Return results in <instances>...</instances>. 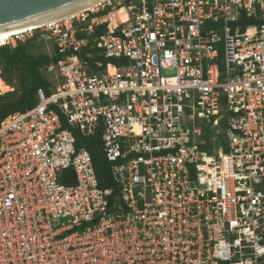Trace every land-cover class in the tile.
Listing matches in <instances>:
<instances>
[{"label":"built area","instance_id":"1","mask_svg":"<svg viewBox=\"0 0 264 264\" xmlns=\"http://www.w3.org/2000/svg\"><path fill=\"white\" fill-rule=\"evenodd\" d=\"M35 36L60 58L0 123V264H264V0H105L0 47Z\"/></svg>","mask_w":264,"mask_h":264},{"label":"trees","instance_id":"2","mask_svg":"<svg viewBox=\"0 0 264 264\" xmlns=\"http://www.w3.org/2000/svg\"><path fill=\"white\" fill-rule=\"evenodd\" d=\"M259 23L254 19L241 20L242 28ZM110 22V30L114 26ZM37 36L18 42L15 47H0V71L3 80L9 86H15L13 92L0 96V123L9 115L24 112L34 107L37 103L36 94L39 89L44 90L46 95H50L51 83L45 75L46 67L56 63L60 58L52 47V54L43 52L42 43L37 42ZM90 52V48H85L83 54ZM90 63L93 59H89ZM111 60V62H113ZM2 81V80H1ZM76 138V149L85 148L92 159L96 172L99 188H112L116 186L112 180L109 164L102 152L100 131L93 137H84L74 131ZM71 173L70 170H68Z\"/></svg>","mask_w":264,"mask_h":264},{"label":"water","instance_id":"3","mask_svg":"<svg viewBox=\"0 0 264 264\" xmlns=\"http://www.w3.org/2000/svg\"><path fill=\"white\" fill-rule=\"evenodd\" d=\"M93 1L94 0H0V29L6 30L9 28L8 26L14 23L51 11L66 10V14H68L76 11L82 5H89ZM99 4L93 5V7Z\"/></svg>","mask_w":264,"mask_h":264},{"label":"bare ground","instance_id":"4","mask_svg":"<svg viewBox=\"0 0 264 264\" xmlns=\"http://www.w3.org/2000/svg\"><path fill=\"white\" fill-rule=\"evenodd\" d=\"M103 1H105V0H94L89 5H87V6L82 5L76 11L70 12L68 14H66L67 13L66 10L51 11L48 13L40 14L39 16H35L32 18L14 23V24L8 26L9 28H7L6 30L0 29V45H3L4 43H6L7 40H9L15 34L17 35V33L22 34L23 32L25 33L26 31L43 27L44 25L49 24V23H55V22H58L60 20L69 19L72 15H75L77 13H81L84 9L92 8L93 5L99 4ZM63 12H65V13H63ZM125 18L126 17L124 15L123 11H118L115 14V16L110 19V22H114L115 24L113 27H115L116 25L125 21ZM110 22H109V24H110ZM0 83L3 85V87H5V89L9 90L8 89L9 87H7L6 84L3 81H1V79H0ZM5 89L0 90V93L5 92Z\"/></svg>","mask_w":264,"mask_h":264},{"label":"rangeland","instance_id":"5","mask_svg":"<svg viewBox=\"0 0 264 264\" xmlns=\"http://www.w3.org/2000/svg\"><path fill=\"white\" fill-rule=\"evenodd\" d=\"M24 33V32H23ZM18 34V33H17ZM20 34V33H19ZM16 35V34H15ZM27 36H25V38H26ZM25 38H23V40L25 39ZM37 42L38 43H42V50L41 51H43V52H47V53H49V54H52V52H53V50H52V46L48 43V42H46V41H44V40H41V39H37ZM0 79L2 80L3 78H2V75H1V71H0ZM3 81V80H2ZM5 89V87H3V85L0 83V90H4ZM9 90H7V89H5V92H2L1 94H5V93H8V92H12L13 90H15V86H9V88H8ZM11 89V90H10ZM7 90V91H6ZM209 134L210 135H214V131H212V132H209Z\"/></svg>","mask_w":264,"mask_h":264},{"label":"clouds","instance_id":"6","mask_svg":"<svg viewBox=\"0 0 264 264\" xmlns=\"http://www.w3.org/2000/svg\"><path fill=\"white\" fill-rule=\"evenodd\" d=\"M102 3V2H101ZM93 8H95V7H92V8H90V9H93ZM90 9H86V10H90ZM86 10H84V11H86ZM83 12V11H82ZM77 14H79V13H77ZM77 14H75V15H77ZM72 16H74V15H72ZM38 39V38H37ZM53 48H54V46L50 43V42H48ZM1 47H3V46H1ZM85 49V48H84ZM84 49H83V51H84ZM54 50H55V53H56V49L54 48ZM52 64H54V63H52ZM51 65V64H50ZM49 66V65H48ZM47 66V67H48ZM46 67V68H47ZM45 75H46V78L48 79V81L51 83V86H50V88H49V90H50V95L52 94V81H51V77H50V75L49 74H46V70H45ZM3 80V79H2ZM3 82L6 84V82L3 80ZM6 86L7 87H9V85H7L6 84ZM42 90V89H41ZM14 91V90H13ZM12 91V92H13ZM43 92H44V90H42ZM38 92V91H37ZM9 93V92H8ZM6 94V93H5ZM44 94L46 95V93L44 92ZM4 95V94H3ZM50 95H46V96H50ZM2 96V95H1ZM36 100H37V94H36ZM37 102H38V100H37ZM36 105H37V103H36ZM35 105V106H36ZM34 106V107H35ZM33 108V107H32ZM31 109V108H30ZM28 110V109H27ZM26 111V110H25ZM18 113H21V112H18ZM10 116V115H9ZM6 119V118H5ZM74 131H76V130H74ZM74 131H73V134H74ZM76 132H78V131H76ZM79 133V132H78ZM75 136V135H74ZM75 144H76V138H75ZM75 148H76V146H75ZM85 149V148H84ZM76 150H79V149H76ZM86 150V149H85ZM87 151V150H86ZM88 152V151H87ZM88 154H89V152H88ZM90 155V154H89ZM91 157V156H90ZM92 160V159H91ZM92 165H93V163H92ZM94 168V167H93ZM71 171V170H70ZM94 171H95V169H94ZM95 174H96V172H95ZM97 178V177H96ZM98 181V180H97Z\"/></svg>","mask_w":264,"mask_h":264}]
</instances>
